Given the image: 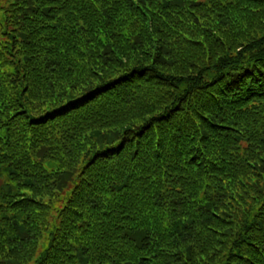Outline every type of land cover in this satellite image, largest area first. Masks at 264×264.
<instances>
[{"label": "trees", "instance_id": "trees-1", "mask_svg": "<svg viewBox=\"0 0 264 264\" xmlns=\"http://www.w3.org/2000/svg\"><path fill=\"white\" fill-rule=\"evenodd\" d=\"M0 264H264V0H0Z\"/></svg>", "mask_w": 264, "mask_h": 264}]
</instances>
